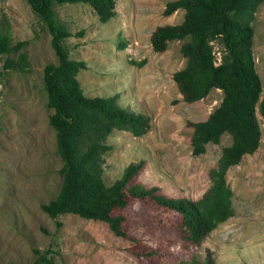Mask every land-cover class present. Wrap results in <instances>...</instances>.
<instances>
[{
    "label": "rangeland",
    "instance_id": "obj_1",
    "mask_svg": "<svg viewBox=\"0 0 264 264\" xmlns=\"http://www.w3.org/2000/svg\"><path fill=\"white\" fill-rule=\"evenodd\" d=\"M116 1L117 14L106 23L89 4L55 6L73 34L67 39L70 57L87 63L78 74L85 94L116 96L122 107L150 118L143 136L112 131V148L103 159L105 183L113 184L130 163L144 160L134 183L157 186L168 197L198 199L232 137L225 133L220 143L208 144L196 156L192 123L207 119L223 92L215 88L201 100L186 102L173 79L186 65L184 41L170 42L163 52L151 45L156 27L181 23L184 10L165 15L172 0ZM3 15L11 24L12 43L29 41L24 48L29 70L5 71V56L0 55V264H34V250L48 248L58 264H181L193 257L203 264L208 251L214 264H264V118L259 109V149L227 172L235 214L199 246L185 239L175 213L150 201L132 199L125 209V227L143 239L139 244L115 235L106 222L71 213L52 218L44 212L41 205L57 196L62 183V160L44 88V68L57 64L58 56L27 0H0ZM253 26L256 68L264 83V2ZM213 45L218 61L223 45Z\"/></svg>",
    "mask_w": 264,
    "mask_h": 264
},
{
    "label": "trees",
    "instance_id": "obj_2",
    "mask_svg": "<svg viewBox=\"0 0 264 264\" xmlns=\"http://www.w3.org/2000/svg\"><path fill=\"white\" fill-rule=\"evenodd\" d=\"M27 2L42 27L50 33L51 46L58 56L57 64H47L44 68V88L47 105L52 110L49 123L56 132L62 160V183L57 196L41 205L42 210L52 218L71 213L106 222L115 235L139 244L143 239L125 227V209L132 199L150 201L175 213L185 239L201 245L219 224L235 214L234 192L227 181L228 170L238 165L245 155L254 154L261 145L257 109L264 118V83L256 68L253 21L264 0H172L166 4L164 14L171 15L182 9L184 20L160 25L151 34V45L156 52L165 51L172 41H184L181 51L187 58L186 65L173 74V79L186 102L201 100L215 88L223 92L220 105L208 118L192 123L191 145L196 156L205 153L208 144L220 143L225 133L232 137L231 144L222 149L217 166L209 172V187L198 199L168 197L160 193L157 186L147 188L134 183L145 165L144 160L130 163L113 184L105 183L103 159L112 148L108 143L112 131L122 129L143 136L151 127L150 118L122 107L116 96L89 97L85 94L78 74L87 68V63L70 57L67 39L73 34L59 18L55 6L89 4L100 21L106 23L116 16L117 1ZM218 41L223 45L219 64L213 45ZM28 44V40L13 44L11 24L5 15L0 16V55L5 56V71L29 70L24 50ZM34 252V264H58L52 248L35 249ZM181 264L198 263L193 257ZM203 264H214L211 251Z\"/></svg>",
    "mask_w": 264,
    "mask_h": 264
},
{
    "label": "built area",
    "instance_id": "obj_3",
    "mask_svg": "<svg viewBox=\"0 0 264 264\" xmlns=\"http://www.w3.org/2000/svg\"><path fill=\"white\" fill-rule=\"evenodd\" d=\"M221 62V58H219V60L217 61V64H219Z\"/></svg>",
    "mask_w": 264,
    "mask_h": 264
}]
</instances>
